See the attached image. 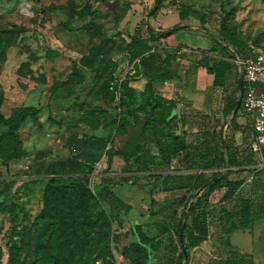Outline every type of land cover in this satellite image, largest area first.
Returning <instances> with one entry per match:
<instances>
[{"label": "trees", "instance_id": "trees-1", "mask_svg": "<svg viewBox=\"0 0 264 264\" xmlns=\"http://www.w3.org/2000/svg\"><path fill=\"white\" fill-rule=\"evenodd\" d=\"M96 1L106 3L107 0ZM164 1L155 0L146 19L129 34L119 27L132 3L114 0L112 21L116 34L105 36L99 45L91 47L80 57L79 64L91 69L114 47L127 57L132 69L122 81L116 82L118 66L112 62L107 74L96 76L98 83L89 91L92 101H83L76 121L83 131H71L65 140L71 162L52 166L51 177L43 190L42 210L31 216L22 209L27 223L14 220L4 233L8 250L6 264H96L101 259L107 262L113 255V243L119 248L122 236L129 237L130 244L120 249V253L131 264H155L157 237L144 231L137 219L158 215L165 208L161 204L157 210L153 209L158 192L178 194L175 213L180 212V215L174 232L178 246L176 264H187L191 251L210 237L213 246L220 244L222 252L215 251L205 259L199 258L195 264H255L257 247L264 252L260 244L237 245L233 237L237 231H254L264 220V166L252 168L264 160L254 154L251 157L241 154L233 135L238 128L235 116L243 110V101L240 104L236 93L230 94L221 110L208 114L180 96L167 99L154 91V82L183 78L176 49L165 50V58L157 63L156 50L165 49L162 38L194 26L184 24L167 30L155 29L147 18H156ZM230 7V1L226 0L220 5L222 15L217 27L208 26L207 14L202 11L190 12L183 7L178 12L182 21L194 20L197 26L208 30L213 42L210 51L221 58L214 60L205 56V67L208 74L214 76L213 85L227 92L228 81L236 69L225 58H235L246 49L252 54V47H255L232 23ZM103 14L101 8L92 7L88 2L82 9L71 8L69 19L54 28L70 32L102 31L104 25L97 18ZM7 47L8 41L0 36V59ZM48 53L50 58L58 56L52 49ZM79 76L76 73L72 79ZM140 77L147 80L142 91L131 85ZM243 82L246 93L248 84L244 77ZM62 85L69 96L73 91L69 83ZM39 112V106H22L7 117L1 109L0 98V146L3 141H9L2 150L5 161L24 156L11 140L21 125L37 117ZM116 137L125 138L119 148L115 146ZM116 156L124 160L125 170L136 173L131 182L146 189L149 196L146 213L134 216V207L114 190L110 177L101 175L98 181L91 183L90 175L98 163L106 157L105 171L108 172ZM245 164L253 165L249 169L251 181L244 175L250 168L244 167ZM36 182L30 179L14 192L2 191L0 211H9L15 216L16 197L29 199ZM160 225L162 231L170 229L167 223ZM212 225L218 231L216 235L211 233ZM125 228L128 229L123 232ZM259 240H264V234ZM3 256L0 247V264H4Z\"/></svg>", "mask_w": 264, "mask_h": 264}, {"label": "rangeland", "instance_id": "rangeland-1", "mask_svg": "<svg viewBox=\"0 0 264 264\" xmlns=\"http://www.w3.org/2000/svg\"><path fill=\"white\" fill-rule=\"evenodd\" d=\"M224 1L165 0L163 10L179 12L185 7L190 12L202 11L207 14L208 26L215 27L219 24L222 15L220 5ZM226 1L231 3L232 23L237 26L242 37L264 54V0ZM88 2L92 7H99L104 12L97 18L104 25L102 31L83 29L70 32L54 28L56 24L69 19L71 8L82 9ZM142 4L143 0L132 1L133 11L140 12L144 20L151 6H142ZM114 9V0H107L106 3L96 0H0V36L8 41L6 52L0 59L1 109L8 117L18 107H40L38 116L27 119L11 140L17 150L25 153L23 157L5 161L2 158V150L9 141H3L0 146V193L5 190L14 192L17 187L30 179L37 181L29 199L16 197L15 216H11L9 211H0V247L4 252V264L8 260L5 231L14 220L27 223L22 209L28 211L31 216L42 210L43 190L45 182L51 177L49 173L52 166L63 161L71 162L65 140L71 131L79 133L83 131V127L76 124V121L82 111L83 101H92L89 91L98 83L96 76L107 74L111 70V63L114 62L117 66L120 65L115 81L120 82L125 77V71L128 69L127 60L123 54L115 51L114 47L91 69L79 64L80 57L86 55L91 47L99 45L105 36L116 34L112 21ZM188 23L197 25L194 20ZM120 29L129 33L130 26L123 22ZM184 35H195V33L187 32ZM49 49L57 51L58 56L50 58ZM163 50L158 53L157 63L163 61L165 50L170 49ZM76 73L80 76L73 80ZM64 82L69 83L73 90L69 96L64 91L65 87L62 85ZM136 87L139 85L136 84ZM94 103L100 105L98 101ZM124 140L123 137H116L115 146L121 147ZM106 165L107 158L104 157L90 175L91 183L98 181L101 175L110 177L114 190L134 207L133 215L146 213L149 196L145 188L131 182L136 173L125 170L124 160L117 156L108 172L105 171ZM263 166L264 163L260 162L252 168ZM249 169L251 167L244 175L248 181H251L252 173ZM176 195L178 194L156 193L157 202L153 209L157 210L161 204H164L165 208L158 215L137 219L144 231L157 237L159 244L155 264H176L178 258L174 232L178 227L180 212L175 213L177 208L175 203L178 202ZM161 223H167L170 229L162 231ZM211 233L215 235L218 233L214 225L211 226ZM263 234L264 220L257 224L254 231H237L233 237L237 245L243 243L244 246H248L249 243L254 242L264 248V240H259ZM129 244V237L122 236L119 248L113 243V255L107 258V262L101 259L96 264H131L120 253V249ZM213 244V239L210 237L201 246L193 249L191 260L187 264H195L199 258L205 259L215 251L222 252L219 248L220 244L217 243L216 246ZM254 262L264 264V252L258 247L254 253Z\"/></svg>", "mask_w": 264, "mask_h": 264}, {"label": "crops", "instance_id": "crops-1", "mask_svg": "<svg viewBox=\"0 0 264 264\" xmlns=\"http://www.w3.org/2000/svg\"><path fill=\"white\" fill-rule=\"evenodd\" d=\"M131 3L133 0H129ZM155 0H143L142 6H153ZM140 12L133 11L131 8L130 12L121 22H126L130 26L129 34H133L138 24H140L143 19ZM146 19V17H145ZM147 21L157 30H167L175 25L190 24L188 22L182 21L179 17L178 12L168 11L165 12L163 7L158 13L156 18H147ZM120 24V25H121ZM217 27V26H215ZM120 29V27H119ZM195 33V35H184L185 33ZM183 33V34H182ZM181 34V35H180ZM162 47L168 48L170 50L176 49V59L180 65L181 74L183 78L180 80L175 77L171 80L165 81L163 83L154 82V91L167 98L172 99L176 96L182 97L186 103H190L194 108L208 114H213L214 112L221 110L225 104V98L230 94L236 93V98L241 104L245 93V85L243 82V74L239 68L234 64L233 58H225L235 65V71L232 78L228 81L227 88L228 92L222 87H216L213 85L214 76L208 74L205 67L204 57L213 58L214 60H219L221 57L216 53L210 51L212 47V37L209 35L208 30L201 28L199 26H192L191 28L181 29L178 32L170 35L167 38H162ZM162 50H156L159 53ZM196 53L198 56H196ZM251 54L250 49H246L242 56H249ZM128 63V59L123 55ZM235 56V55H234ZM165 58V53L164 57ZM176 65V63H174ZM132 69V66L128 64V69L125 71V75L128 71ZM120 71V65L116 70ZM196 71L195 74L193 72ZM115 72V76L116 75ZM147 80L144 78H136L131 82V85L139 91H142L146 86ZM136 84L139 87H136ZM219 115V114H217ZM229 120L232 116L229 115ZM238 128L233 132L234 139L244 156L251 157L253 154L259 160H264V150L253 151L251 144L255 136L254 132V115L246 113L243 110H239L235 116ZM249 164V163H248ZM245 164L244 167H252L253 165Z\"/></svg>", "mask_w": 264, "mask_h": 264}, {"label": "built area", "instance_id": "built-area-1", "mask_svg": "<svg viewBox=\"0 0 264 264\" xmlns=\"http://www.w3.org/2000/svg\"><path fill=\"white\" fill-rule=\"evenodd\" d=\"M252 49L249 56L236 54L233 62L248 84L242 101L243 111L254 115L255 136L251 147L253 151H261L264 150V54L259 48Z\"/></svg>", "mask_w": 264, "mask_h": 264}]
</instances>
